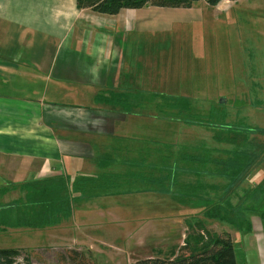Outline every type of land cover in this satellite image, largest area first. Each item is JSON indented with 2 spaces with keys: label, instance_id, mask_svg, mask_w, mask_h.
Listing matches in <instances>:
<instances>
[{
  "label": "rangeland",
  "instance_id": "1",
  "mask_svg": "<svg viewBox=\"0 0 264 264\" xmlns=\"http://www.w3.org/2000/svg\"><path fill=\"white\" fill-rule=\"evenodd\" d=\"M170 11L163 35L129 39L137 81H122L103 102L129 123L102 142L109 153L99 169L128 174V183L93 202L75 193L71 217L0 232V248L20 249L32 264H62L68 250L89 247L101 251L97 264H135L168 255L202 221L231 236L238 264H252L247 241L264 237V0ZM2 173L0 187L11 189L2 201L23 196ZM94 184L83 186L103 192ZM221 205L233 223L208 217Z\"/></svg>",
  "mask_w": 264,
  "mask_h": 264
},
{
  "label": "crops",
  "instance_id": "2",
  "mask_svg": "<svg viewBox=\"0 0 264 264\" xmlns=\"http://www.w3.org/2000/svg\"><path fill=\"white\" fill-rule=\"evenodd\" d=\"M180 8L146 5L107 14L79 9L75 0H0L2 176L22 184L104 171V139L124 133L129 123L127 115L103 104L105 94L120 90L122 81H137L139 56L129 39L163 35L175 17L170 10ZM150 62L144 59L145 69ZM102 240L94 242L106 245ZM246 245L248 260L264 264V237ZM85 250L96 259L101 252Z\"/></svg>",
  "mask_w": 264,
  "mask_h": 264
},
{
  "label": "trees",
  "instance_id": "3",
  "mask_svg": "<svg viewBox=\"0 0 264 264\" xmlns=\"http://www.w3.org/2000/svg\"><path fill=\"white\" fill-rule=\"evenodd\" d=\"M79 9H91L100 13L116 14L122 8H141L146 5L159 7H191L199 0H75ZM213 6L221 0H204ZM101 96H99L100 98ZM231 135V134H230ZM227 137V135H226ZM231 142L232 137L230 139ZM128 174L115 171H102L89 177L88 183H95L93 189L103 192L89 191L83 185L88 184L86 177L70 182L65 174H56L42 179L31 180L20 184L24 190L23 196L10 201L5 200L11 189L0 187V232L18 228H43L56 225L71 217V203L77 192L82 198L91 200L102 196H113L111 189L117 190L128 183ZM127 182L121 183L119 179ZM80 185V186H77ZM113 192V193H109ZM5 202V203H4ZM222 206V207H221ZM215 215L218 218L233 223L232 210L221 205ZM221 208L223 213H221ZM190 231L181 245L174 248L166 256H150L138 259L135 264H238L236 248L228 233H216L210 230L202 221L189 224ZM62 255V264H97L91 252L68 250ZM0 264H32L31 259L20 249L0 248ZM61 264V263H60Z\"/></svg>",
  "mask_w": 264,
  "mask_h": 264
}]
</instances>
